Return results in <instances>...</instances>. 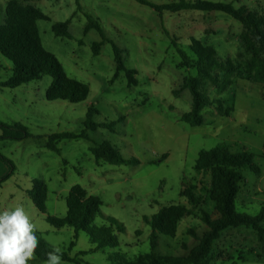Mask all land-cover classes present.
<instances>
[{
	"label": "rangeland",
	"instance_id": "rangeland-1",
	"mask_svg": "<svg viewBox=\"0 0 264 264\" xmlns=\"http://www.w3.org/2000/svg\"><path fill=\"white\" fill-rule=\"evenodd\" d=\"M8 1L0 0V24ZM27 1L49 17L48 21H38L44 48L57 57L69 77L87 84L90 92L79 103L48 101L45 93L51 82L49 75L19 87H5L3 83L12 69L9 60L0 55V122L21 124L29 134L22 140L1 138L0 128V154L15 167L0 185V211L22 204L37 225L38 239L84 264H110L108 256L114 253L132 259L150 250L151 227L145 218L162 206L185 203L181 191L205 182L194 171L199 152L227 145L232 151L245 148L255 155L259 173L243 171L236 208L252 216L260 212L264 206V87L237 80L218 95L208 85L210 98L222 99L225 106L233 103L234 111L225 118L209 106L203 110L204 124L195 127L180 121L191 108L189 90H180L177 96L174 93L194 71L178 68L180 59L172 39L176 38L177 46L189 54L190 40L196 38L213 45L223 59H234L241 50L238 36L242 26L238 21L217 11L159 13L136 0ZM147 1L160 5L180 2ZM241 1L255 7L257 0ZM88 16L100 23L101 34L95 29L84 31ZM67 20L69 37L55 36L53 24ZM101 41L99 54L94 56L91 46ZM113 46L121 50L125 66L137 70L136 86H127L124 73L113 79ZM88 119L96 125L94 130L85 127ZM82 131L86 138L56 140L59 153L48 147L50 137ZM101 141L114 146L126 159H138L139 164H97L92 148ZM0 164L5 170L1 178L12 167L1 159ZM33 179L46 183L47 214L55 218L66 216V198L74 185L98 197L100 212L92 226H109V219H116L124 228L118 232L112 226L118 245L103 253L80 255L94 247L88 235L79 232L74 240L73 228L56 229L46 222L27 194ZM209 210L216 217L212 206ZM205 229L198 218L184 219L174 238L160 235L157 251L160 255L186 254L197 243L190 230L200 235ZM42 262L33 259L28 264ZM211 263L264 264V240L260 241L250 228L228 229L215 243Z\"/></svg>",
	"mask_w": 264,
	"mask_h": 264
},
{
	"label": "trees",
	"instance_id": "trees-1",
	"mask_svg": "<svg viewBox=\"0 0 264 264\" xmlns=\"http://www.w3.org/2000/svg\"><path fill=\"white\" fill-rule=\"evenodd\" d=\"M149 6L156 12L167 10L172 13L181 11L223 12L241 26L238 39L241 50L234 59L222 58L217 49L210 44L196 38H191L188 45L190 54L179 48L177 39H172L179 57L178 68H190L194 74L185 77L181 87L175 90L177 96L180 90L188 89L192 104L180 121L191 127L204 124L203 110L214 106L220 116L230 117L234 111V104H227L219 98L211 99L207 93V86H212L218 95H222L235 81L243 80L260 84L264 87V0H257L255 7H249L241 0H180L179 3L154 4L147 0H136ZM5 18L0 24V55L11 63L12 74L3 86L15 88L29 84L49 75L51 78L45 97L48 101L64 100L70 103L84 101L90 92L87 84L67 75L57 57L46 50L42 44L39 20H49L40 8L29 1L10 0L4 9ZM84 28L87 33L95 29L101 34L102 27L97 20L88 16ZM70 21L53 24L52 30L57 37H69ZM103 42H93L92 53L97 56ZM116 79L124 73L129 88L137 85V70L127 68L124 64L121 50L113 46ZM2 63L0 62V67ZM109 127L108 125H105ZM110 126H114L111 123ZM87 129L96 125L88 119L85 122ZM3 129L1 138L22 140L29 136L27 129L21 124L12 125L0 122ZM86 138L85 132H64L50 137L48 147L59 153L58 139ZM97 164L108 162L114 165H137L138 159L124 158L114 146L106 141L97 143L92 148ZM165 158V157H164ZM255 155L243 148L232 151L227 145H219L209 150H201L194 165L196 175L202 176L205 182L198 185H189L181 191L185 203H171L162 206L159 211L145 221L151 227L149 236L150 250L144 254L129 259L120 253L110 254V264H212L215 243L228 229L240 227L250 228L257 232L260 241L264 240V206L257 215H249L237 211L236 199L244 181L243 171L250 170L259 173L254 161ZM0 159L12 167V171L0 178V185L14 172V164L0 154ZM163 160V159H162ZM31 189L27 194L35 208L45 216L48 224L56 229L73 228V239L78 238L79 232L88 235L89 242L94 246L80 255L94 252H105L106 248L118 245L116 235L112 232L115 226L118 232L123 226L114 218L109 219V226H92L100 212L101 201L80 185H74L66 198L67 213L63 218H55L47 214L46 202L48 196L47 185L42 180L33 179ZM212 206L216 217H213L209 208ZM200 219L206 229L200 235L193 230L197 243L183 255H160L157 251L160 235L174 238L177 235L180 223L187 218ZM75 246V242L71 243ZM53 250V246L44 239H39V246L35 259L44 261L46 254ZM62 260L73 264H84L79 258H72L67 252H62Z\"/></svg>",
	"mask_w": 264,
	"mask_h": 264
},
{
	"label": "clouds",
	"instance_id": "clouds-1",
	"mask_svg": "<svg viewBox=\"0 0 264 264\" xmlns=\"http://www.w3.org/2000/svg\"><path fill=\"white\" fill-rule=\"evenodd\" d=\"M37 225L22 204L0 211V264H28L35 259L39 239ZM42 264H66L62 250L54 246Z\"/></svg>",
	"mask_w": 264,
	"mask_h": 264
},
{
	"label": "crops",
	"instance_id": "crops-1",
	"mask_svg": "<svg viewBox=\"0 0 264 264\" xmlns=\"http://www.w3.org/2000/svg\"><path fill=\"white\" fill-rule=\"evenodd\" d=\"M0 68H1V67H0ZM4 173H5V170L2 169V165L0 164V176H1V175H4ZM9 178H10V177H9ZM9 178H8V179H9Z\"/></svg>",
	"mask_w": 264,
	"mask_h": 264
}]
</instances>
